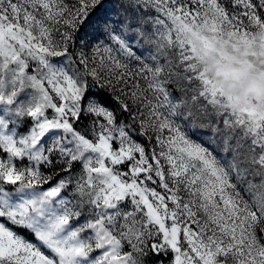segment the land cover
Instances as JSON below:
<instances>
[{
	"label": "snow or ice",
	"instance_id": "1",
	"mask_svg": "<svg viewBox=\"0 0 264 264\" xmlns=\"http://www.w3.org/2000/svg\"><path fill=\"white\" fill-rule=\"evenodd\" d=\"M0 264H264V0H0Z\"/></svg>",
	"mask_w": 264,
	"mask_h": 264
},
{
	"label": "rangeland",
	"instance_id": "2",
	"mask_svg": "<svg viewBox=\"0 0 264 264\" xmlns=\"http://www.w3.org/2000/svg\"><path fill=\"white\" fill-rule=\"evenodd\" d=\"M145 55H147V53H145ZM87 122H88V121H84L83 123H85V124H86ZM205 139H206V137H205Z\"/></svg>",
	"mask_w": 264,
	"mask_h": 264
}]
</instances>
